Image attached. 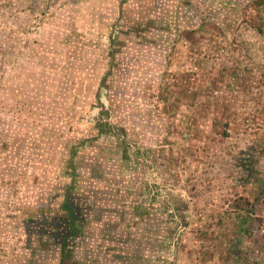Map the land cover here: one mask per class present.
I'll return each instance as SVG.
<instances>
[{"label":"rangeland","instance_id":"rangeland-1","mask_svg":"<svg viewBox=\"0 0 264 264\" xmlns=\"http://www.w3.org/2000/svg\"><path fill=\"white\" fill-rule=\"evenodd\" d=\"M197 3L0 0V264H264V38L190 79Z\"/></svg>","mask_w":264,"mask_h":264},{"label":"trees","instance_id":"trees-1","mask_svg":"<svg viewBox=\"0 0 264 264\" xmlns=\"http://www.w3.org/2000/svg\"><path fill=\"white\" fill-rule=\"evenodd\" d=\"M230 1H235L241 9L234 11L235 7L223 5L224 2ZM189 8L193 15L191 31L195 32L202 27L209 29L208 39L202 36L201 43L192 41L195 46L189 47L192 51H209L199 55L192 52L198 56L189 57L190 66L187 69L189 78L203 79V84L209 81L208 86H211L210 84L216 86L217 83H228V85L232 82L236 83L237 74H232L233 71L227 72L230 68L227 64L230 60L227 57L229 50L234 45V40L240 36L245 38L254 32L264 38V0H198L197 4H192ZM240 10L243 12L242 16L238 13ZM210 21L216 23L217 29L210 24ZM223 27L226 31L222 30ZM168 45L169 49L175 48L170 43ZM208 63H212L214 67L208 70L206 67ZM226 126H229V123H226Z\"/></svg>","mask_w":264,"mask_h":264}]
</instances>
